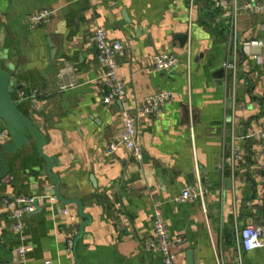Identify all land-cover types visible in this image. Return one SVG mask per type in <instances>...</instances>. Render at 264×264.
I'll return each instance as SVG.
<instances>
[{
  "label": "crops",
  "instance_id": "0c3cea01",
  "mask_svg": "<svg viewBox=\"0 0 264 264\" xmlns=\"http://www.w3.org/2000/svg\"><path fill=\"white\" fill-rule=\"evenodd\" d=\"M190 2L0 0V70L12 78L11 97L44 135L43 151L55 160L62 197L82 202L92 218L76 243L85 220L75 205L50 201L56 180L27 132L30 146L7 156L10 173L0 180V264H19L21 247L27 264H77L76 258L79 264H164L145 248L156 206L171 235L184 240L172 248L176 264H239L236 230L264 224L262 149L245 140L264 117L262 50L252 45L264 40V15L252 10L263 0H194L191 10ZM43 11L52 12L50 21L32 25L29 17ZM99 27L124 44V105L103 103L104 68L91 42ZM160 53L179 56L181 64L154 72ZM161 91L176 99L160 117L139 124L143 161L123 148L106 156L120 140L123 107L132 110L135 101ZM2 132L7 125L0 117ZM234 146L244 150L235 169ZM199 182L208 190L206 213L199 201L177 200ZM19 196L39 200L26 218L25 239L14 234L3 201ZM57 208L72 216L55 215ZM70 239L75 244L67 256ZM243 264H264V251L245 253Z\"/></svg>",
  "mask_w": 264,
  "mask_h": 264
},
{
  "label": "built area",
  "instance_id": "2783aa9c",
  "mask_svg": "<svg viewBox=\"0 0 264 264\" xmlns=\"http://www.w3.org/2000/svg\"><path fill=\"white\" fill-rule=\"evenodd\" d=\"M190 10L194 6V0H190ZM253 11L264 15V0L262 3L255 4ZM52 12L43 11L29 17V21L34 26H40L50 21ZM91 42L97 51L98 63L104 68V74L100 80L103 94V103L111 105L119 103L124 105L128 100L127 88L120 78L119 69L120 61L124 57V44L120 41L111 40L108 32L104 28H96L91 35ZM252 45L260 48L261 63L264 71V40L255 41ZM181 64L180 57L170 53H160L154 56L153 68L154 72H171ZM230 70L235 71L234 65H228ZM233 89L236 85V79L232 81ZM176 99V95L172 92L161 91L154 95L148 96L143 100L135 101L134 109H127L125 106L120 111L122 120V133L120 140L117 143H111L105 150V155L108 157L114 156L119 149H125L131 157L142 162L144 159V147L139 137L138 126L141 122L160 117L166 107ZM235 100V98H234ZM235 101L233 110L230 113V118L233 122V112L235 109ZM9 140L7 132L0 133V145ZM246 141L256 142L262 149L261 163V183L264 187V117L261 128L252 132L245 137ZM244 161V150L242 146H234L231 157V167L235 169L237 165ZM208 190L199 182L192 188L184 191L179 197V202L199 201L204 212H207L206 196ZM52 204H57L56 196L49 197ZM36 198L19 196L15 198H5L4 204L9 210L10 218L13 222L12 230L19 238L25 239L26 234V218L28 215L34 214L37 211ZM57 216L71 217L69 209H58L55 212ZM235 244L237 248V258L239 264H243V255L256 250L264 251V224L255 225L247 224L242 229H237L235 232ZM184 243L182 238H174L167 226V223L159 206L155 207L153 233L152 238L145 242L147 251L159 254L162 257L164 264H176V255L173 253V246H181ZM74 240L70 239L67 243L66 254L72 255L74 248ZM19 264H27L26 256L27 249L21 247L18 252Z\"/></svg>",
  "mask_w": 264,
  "mask_h": 264
},
{
  "label": "water",
  "instance_id": "95a60500",
  "mask_svg": "<svg viewBox=\"0 0 264 264\" xmlns=\"http://www.w3.org/2000/svg\"><path fill=\"white\" fill-rule=\"evenodd\" d=\"M182 40H184V42L181 41L184 44L188 41V37L184 36ZM11 80L12 78L9 73L0 70V117L6 123L7 133L9 135V140H7L2 146L1 165L3 169L0 173V180L6 179L10 173V169L7 164V156L23 149L25 145L28 147L30 146L29 140L26 136V133L29 132L31 138L37 142L39 154L46 162L48 175L56 180L54 195L63 205H75L77 209V215L82 220H85V222L79 226L78 235L76 237L77 243L83 236L86 228L92 222V218L84 212L82 202L79 200H68L62 197L60 193V178L53 173V169L56 167L55 160L47 157L43 151V148L46 144V139L44 135L39 132L36 126H34L30 120L23 116L17 104L13 101L9 91ZM232 123V119L229 117L226 125L228 143H231L232 141ZM36 206L39 207V200H36ZM188 255L191 256L192 254ZM76 263L79 264L77 258Z\"/></svg>",
  "mask_w": 264,
  "mask_h": 264
}]
</instances>
